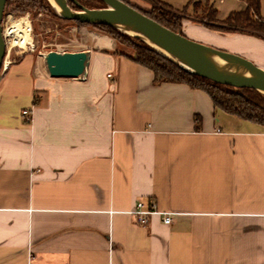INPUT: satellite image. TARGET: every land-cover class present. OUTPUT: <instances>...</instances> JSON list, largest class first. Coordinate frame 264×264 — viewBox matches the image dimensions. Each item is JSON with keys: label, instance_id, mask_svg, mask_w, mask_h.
Masks as SVG:
<instances>
[{"label": "crops", "instance_id": "0c3cea01", "mask_svg": "<svg viewBox=\"0 0 264 264\" xmlns=\"http://www.w3.org/2000/svg\"><path fill=\"white\" fill-rule=\"evenodd\" d=\"M93 42L83 76L0 77V264H264V126Z\"/></svg>", "mask_w": 264, "mask_h": 264}, {"label": "water", "instance_id": "95a60500", "mask_svg": "<svg viewBox=\"0 0 264 264\" xmlns=\"http://www.w3.org/2000/svg\"><path fill=\"white\" fill-rule=\"evenodd\" d=\"M53 1L58 16L64 21L114 28L139 39L191 75L235 89L255 90L264 95L263 69L243 57L205 46L181 33H175L122 0H101L105 7L99 9L85 8L76 0ZM69 1L78 5L80 11L73 10ZM7 2L0 0V74L7 51L2 29ZM88 58V52L51 51L41 56L45 72L53 79L83 76ZM216 59L224 62L223 68L218 67Z\"/></svg>", "mask_w": 264, "mask_h": 264}, {"label": "trees", "instance_id": "16d2710c", "mask_svg": "<svg viewBox=\"0 0 264 264\" xmlns=\"http://www.w3.org/2000/svg\"><path fill=\"white\" fill-rule=\"evenodd\" d=\"M11 0H8L9 3ZM151 5V12H144L135 6L147 17L156 21L165 28L175 32L183 33V21L187 17L185 14H179L176 10L163 4L158 0H142ZM244 2L246 9L240 12H232L224 20L219 19V12L207 0L204 3H189L183 8V11L192 9L193 15L190 17L201 24L206 29L214 30L222 34L240 33L259 38L264 41V17L261 14V0H239ZM43 3L48 8L51 7L48 0H23L19 5L22 13L33 12L37 5ZM71 8L80 11L78 5L70 2ZM7 5V4H6ZM80 5V4H79ZM82 6L88 9L104 8L101 0H84ZM98 6V8L96 7ZM78 28H95L108 30L113 39L121 45L130 44L134 49V54H125L116 51L115 54L126 56L136 64L143 66L154 74V85L162 84H184L192 90L205 92L212 100L214 108L227 114L236 116L242 120L253 122L264 126V95L250 89H235L228 86L213 83L207 79L191 75L171 62L169 59L157 53L145 43L136 38H130L123 35L114 28L103 25L81 24L75 21ZM185 36V35H184ZM200 118L196 117L197 128L200 125Z\"/></svg>", "mask_w": 264, "mask_h": 264}, {"label": "rangeland", "instance_id": "374dc122", "mask_svg": "<svg viewBox=\"0 0 264 264\" xmlns=\"http://www.w3.org/2000/svg\"><path fill=\"white\" fill-rule=\"evenodd\" d=\"M38 1V0H35ZM84 0H76L82 6ZM130 4H134L133 0H127ZM163 4L185 14L187 17L183 21L184 35L197 43L205 46L221 50L230 54L243 57L259 68H264V41L249 35L240 33L222 34L214 30L206 29L201 24L194 21L190 16L193 15L192 9L183 11V8L188 5L191 0H158ZM23 0H11L7 3L2 21L3 35L5 38L7 51L4 60V65L7 63V68L14 62H18L22 56L30 54L39 58L43 54L51 51L58 52H77L93 46L97 36L111 39L115 43L116 50L125 54H134L135 49L130 45H121L113 39L108 30L95 28H78L74 23L61 19L55 7L48 1L50 8L43 3L38 2L37 8L33 12H25L19 9V5ZM261 14L264 17V0H261ZM210 4L219 12V19L224 20L232 12H240L245 8V5L239 0H210ZM71 7V4L69 3ZM136 8L151 12L152 7L146 8L136 6ZM84 7V6H83ZM98 8V6H96ZM100 8V6H99ZM98 8V9H99ZM16 23H22L29 26V32L26 36V42L23 46H19L14 36L7 35L6 32ZM216 33L217 38H208L205 34H200L199 29ZM118 31V30H117ZM122 33L121 31H119ZM133 39L132 36L122 33ZM243 37V39H232L233 37ZM227 38V39H226ZM245 38V39H244ZM3 65V67H4ZM3 68L0 77L7 70Z\"/></svg>", "mask_w": 264, "mask_h": 264}, {"label": "built area", "instance_id": "2783aa9c", "mask_svg": "<svg viewBox=\"0 0 264 264\" xmlns=\"http://www.w3.org/2000/svg\"><path fill=\"white\" fill-rule=\"evenodd\" d=\"M3 68L5 69L7 67H5L4 65ZM22 114L24 117H28V120H30V114L28 110L23 111ZM132 214L136 217L139 225L146 227L149 223L150 216L155 215V214H160V213H158L155 208L148 209L145 207L143 202H139L136 205L135 209L133 210ZM163 223L165 225H170L172 223L171 215L163 214Z\"/></svg>", "mask_w": 264, "mask_h": 264}, {"label": "bare ground", "instance_id": "6f19581e", "mask_svg": "<svg viewBox=\"0 0 264 264\" xmlns=\"http://www.w3.org/2000/svg\"><path fill=\"white\" fill-rule=\"evenodd\" d=\"M50 1V3L56 7L55 3L53 0H48ZM29 32V26L26 24H22V23H16L14 24L7 32V35H11L15 37V40L18 42L19 46H23L26 42V36L28 35ZM132 34V33H129ZM215 63L218 65L219 68H223L224 66V62L219 61V60H215ZM5 66H7V63H5ZM242 73V72H241ZM245 76H248L247 73H243Z\"/></svg>", "mask_w": 264, "mask_h": 264}]
</instances>
